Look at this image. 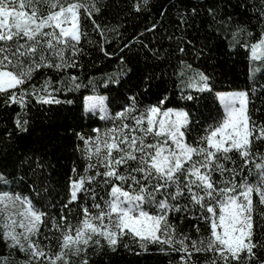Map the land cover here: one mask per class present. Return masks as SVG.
<instances>
[{
    "label": "snow or ice",
    "instance_id": "obj_1",
    "mask_svg": "<svg viewBox=\"0 0 264 264\" xmlns=\"http://www.w3.org/2000/svg\"><path fill=\"white\" fill-rule=\"evenodd\" d=\"M113 7L127 9L112 18L119 21L132 13H144L150 3L0 0V97L4 106L19 108L13 119L16 131L27 130L28 120L22 117L30 101L59 105L61 92L83 86L72 71H83L81 58L90 55L86 45L93 43L81 31L82 15L98 37V52L105 57L114 55L108 47L118 41L117 48L123 46L130 56H142L145 62L158 59L159 51L144 37L151 33L154 40L163 21L149 23L134 35L126 34L122 25L105 20ZM241 7L252 9L261 31L257 38L235 26L229 46L250 48L251 58L264 64V0H245ZM218 12L215 5L207 9L210 23L219 29L231 23V17L216 20ZM166 13L164 9L159 14ZM175 15L174 33L181 35L174 37L167 30L163 35L176 44L173 54L179 56L180 71L175 74L183 84L180 99L185 107H167L166 102L171 101L161 94L155 104L140 108L137 94L131 93L115 112L112 127L93 128L91 134L75 133L87 162L83 172L72 168L58 216L33 204L32 193L39 197L45 180L46 165L41 157L20 160L17 171L22 175L0 170V187L25 178L31 181L28 195L0 190V204L15 206L19 202L22 209L18 214L5 213L0 240L6 252L0 253V264H14L16 251L24 256L22 264H89L90 248L107 247L115 252L123 244L135 254L124 243L129 237L141 253L148 252L150 245L164 255L175 252L178 259L169 264H264V255H258L264 253V208L259 209L258 223L254 204L255 197L256 204L264 205V151L256 147L264 145V121L257 124L252 119L247 91H215L223 108L222 119L198 130L200 134L188 142L195 125V113L188 106L198 100V93H213L214 84L209 74L192 69L183 59L203 55V47L185 34L192 19L200 15L197 5L177 9ZM238 34L247 40L234 45ZM118 59L121 65L129 62L124 52ZM130 72L128 69L124 75ZM151 81L152 74L144 75L145 91ZM119 82L112 76L105 79L106 84ZM84 100L86 109L99 108L104 118L103 97L86 96ZM7 135L10 138L11 133ZM233 153L238 159H233ZM73 204L80 217L75 225L69 219ZM173 210L202 220L207 237L189 244L187 234H182L177 240L175 224L169 222ZM42 226L52 233L50 237L45 234L47 245L39 238ZM194 227L199 233L198 225ZM201 255L203 262L198 259Z\"/></svg>",
    "mask_w": 264,
    "mask_h": 264
},
{
    "label": "trees",
    "instance_id": "obj_2",
    "mask_svg": "<svg viewBox=\"0 0 264 264\" xmlns=\"http://www.w3.org/2000/svg\"><path fill=\"white\" fill-rule=\"evenodd\" d=\"M113 2L124 4L128 0H113ZM259 2L260 0H257V3ZM149 3L150 7L144 13L139 15L132 13L119 21L112 18L118 14L127 13V9L113 7L107 10L105 20L119 23L126 34L132 35L138 31L142 32L145 25L162 20L163 26L155 35L154 40L151 33L144 37L150 46L159 51L158 59H149L145 62L142 56H130L123 46L117 48L118 41L108 47V51H114V55L105 57L98 52L95 44L98 37L82 15L81 31H86L88 40L93 43L86 45V50L90 55L81 58L83 71L79 69L72 71L79 77L78 82L83 86L69 87L67 92H61L59 99L62 103L59 105L41 106L34 100L30 101L28 111L22 117L28 120L27 130L22 132L16 131L13 125L14 115L19 111L18 106L6 107L0 97V170L22 175V171H17L20 160L25 157L32 159L36 156L41 157L46 165L45 180L41 184L40 196L37 197L35 193H32V199L36 207L46 210L50 215H59L60 204L66 194V184L72 176V168L75 166L83 172L87 162L83 156L84 146L78 141L75 133L91 134L93 128L103 130L105 127H112L115 112L125 104L126 97L131 93L137 94L136 98L140 108L155 104L157 96L161 94L166 95L171 101V103L166 102L167 107H185V102L180 99L183 84H180L175 74L180 71L179 56L173 54L176 44L163 35L165 30L168 33H174L177 9L197 5L200 15L192 19L191 26L187 28L185 34L188 39H192L197 44V47H203V55L199 58L189 55L183 59L192 65V69L209 74L214 84L213 93H198V100L188 106V110L195 113L194 130L188 137V142L200 134L198 130L222 119L223 108L215 99V91H247L250 101L248 109L252 119L257 124L264 121V90H262L264 88V64L254 74L250 48L229 46V41L233 40L231 33L235 26H240L247 32H251L254 37H259L261 26L256 24L252 9L241 7L245 0H149ZM214 5L219 9L216 20L231 17V23L219 29L215 23H210L211 17L208 16L207 9ZM164 9H167V13L161 17L159 13ZM179 35L181 33H174V37ZM245 40H247L246 36L241 37L238 34L234 39V45L243 43ZM252 42L248 41L249 44ZM121 52L129 57L126 65H121L118 59ZM128 69H131V72L124 75ZM149 73L152 74V81L148 90L145 91L142 81L144 75ZM187 75H191V72ZM109 76L116 77L120 81L119 84H106L105 79ZM178 84L180 87H177ZM253 89H255L254 92ZM86 96L104 97L109 109V117L101 119L99 116L88 113L85 109L84 97ZM63 101H72V103ZM8 133H11L10 138ZM256 147L264 151V145H256ZM232 157L238 159L235 153ZM30 185L31 181L25 178L23 181L10 184L7 188L0 187V190H11L28 195ZM97 192L98 195L103 194L99 189ZM254 204L257 212L255 219L259 223L261 219L258 214L259 209L264 208V205L256 204L255 197ZM20 210L22 209L19 202L15 206L0 204V226L4 222L5 213L13 215L18 214ZM79 218L75 204L71 205L69 216L71 223L75 225ZM169 222L175 224L177 240L183 238L182 234H187L188 239L185 242L190 244L192 240L199 241L208 235L207 225L202 220L190 218V215H185L183 211L178 214L173 210ZM196 225L200 229L199 233L195 230ZM17 231L21 230L17 228ZM46 232L49 237L52 235L42 226L39 238L45 245L48 244V240L45 239ZM257 232L259 234V227ZM35 238L34 236L33 239ZM124 243L135 249V254L125 249L123 244L115 252L107 247L101 250L90 248L88 250L89 264H169V261L178 259L175 252L171 255L161 254L155 245H150L148 252L141 253L130 237L126 238ZM4 252L6 248L0 240V253ZM13 255L15 256L14 264H22L23 254L16 251ZM258 255H264V253L258 252ZM198 259L203 262V255Z\"/></svg>",
    "mask_w": 264,
    "mask_h": 264
},
{
    "label": "rangeland",
    "instance_id": "obj_3",
    "mask_svg": "<svg viewBox=\"0 0 264 264\" xmlns=\"http://www.w3.org/2000/svg\"><path fill=\"white\" fill-rule=\"evenodd\" d=\"M252 65H253V73L254 74L257 73L262 67V63L255 61L253 59H252ZM103 105H104V118H102L99 108H96L95 110H88L85 107V109L88 113L99 116L101 119H107L109 117V109L107 107V103H106V100L104 97H103ZM146 210H148V209H146Z\"/></svg>",
    "mask_w": 264,
    "mask_h": 264
}]
</instances>
